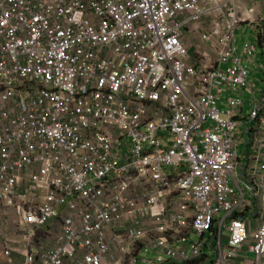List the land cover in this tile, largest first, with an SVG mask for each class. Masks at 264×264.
Segmentation results:
<instances>
[{
    "label": "built area",
    "instance_id": "built-area-1",
    "mask_svg": "<svg viewBox=\"0 0 264 264\" xmlns=\"http://www.w3.org/2000/svg\"><path fill=\"white\" fill-rule=\"evenodd\" d=\"M247 1L0 0V264H264Z\"/></svg>",
    "mask_w": 264,
    "mask_h": 264
},
{
    "label": "rangeland",
    "instance_id": "rangeland-1",
    "mask_svg": "<svg viewBox=\"0 0 264 264\" xmlns=\"http://www.w3.org/2000/svg\"><path fill=\"white\" fill-rule=\"evenodd\" d=\"M248 2L250 3V1H247V3ZM263 14H264V12H263ZM244 34L246 35V37H244ZM237 37H238L239 46H242L246 42H251L252 43L253 41H255V38H256L255 34H252L251 30L246 25H243V29L242 30H238L237 31ZM256 63L258 65H261V64L264 63V60L263 59L262 60L259 59V60L256 61ZM259 76H260V72L256 70V65H253L252 66V72H251L250 80L253 81V82L254 81L256 82L257 80H259V78H258ZM250 256H252V255H250Z\"/></svg>",
    "mask_w": 264,
    "mask_h": 264
},
{
    "label": "crops",
    "instance_id": "crops-1",
    "mask_svg": "<svg viewBox=\"0 0 264 264\" xmlns=\"http://www.w3.org/2000/svg\"><path fill=\"white\" fill-rule=\"evenodd\" d=\"M244 2L246 3V6L248 8V6L250 5V3H247V0H244ZM260 5H263L264 6V2H260ZM262 12H264V9H262Z\"/></svg>",
    "mask_w": 264,
    "mask_h": 264
},
{
    "label": "trees",
    "instance_id": "trees-1",
    "mask_svg": "<svg viewBox=\"0 0 264 264\" xmlns=\"http://www.w3.org/2000/svg\"><path fill=\"white\" fill-rule=\"evenodd\" d=\"M262 29L264 30V25H263V28H262ZM260 43H261V45H262V44H263V41L260 40Z\"/></svg>",
    "mask_w": 264,
    "mask_h": 264
}]
</instances>
